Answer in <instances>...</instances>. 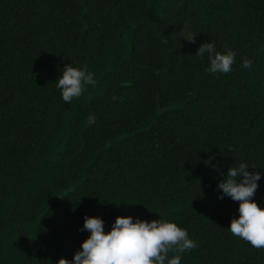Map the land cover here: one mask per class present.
Returning <instances> with one entry per match:
<instances>
[{"label":"trees","instance_id":"16d2710c","mask_svg":"<svg viewBox=\"0 0 264 264\" xmlns=\"http://www.w3.org/2000/svg\"><path fill=\"white\" fill-rule=\"evenodd\" d=\"M67 64L97 81L69 104ZM242 162L264 208V0H0V264L71 261L85 215L176 223L198 245L180 264H264L217 199Z\"/></svg>","mask_w":264,"mask_h":264},{"label":"clouds","instance_id":"9594fccd","mask_svg":"<svg viewBox=\"0 0 264 264\" xmlns=\"http://www.w3.org/2000/svg\"><path fill=\"white\" fill-rule=\"evenodd\" d=\"M181 37L188 43L195 42L194 35ZM206 54L208 72L227 74L232 71L236 51L228 50L222 54L216 50L215 42H203L195 55L203 60ZM252 63L250 58H245L242 67L250 68ZM96 83L94 73L86 67L67 64L56 81V87L63 101L69 104L84 94L86 86H95ZM95 120L96 117L90 114L87 123L93 124ZM249 168L257 167L243 162L237 167L230 166L224 178L218 181L217 188L222 194L217 199L228 196L238 202L239 216L231 218L228 227L231 234L256 249H264V208L252 199L261 174L247 171ZM103 225L101 218L85 215L83 228L79 230L88 231L89 236L82 241L80 250L74 253L71 261L60 257L56 264H180L181 254L198 246L186 229L167 219L134 221L130 216H118L107 233ZM170 253L173 254L171 257Z\"/></svg>","mask_w":264,"mask_h":264}]
</instances>
